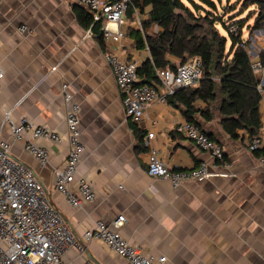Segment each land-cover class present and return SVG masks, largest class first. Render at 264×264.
I'll return each mask as SVG.
<instances>
[{"label":"crops","instance_id":"0c3cea01","mask_svg":"<svg viewBox=\"0 0 264 264\" xmlns=\"http://www.w3.org/2000/svg\"><path fill=\"white\" fill-rule=\"evenodd\" d=\"M75 4L78 0H0V69L4 73L0 121L3 109H11L13 118L26 116L62 136L59 143L38 140L49 152L48 162L42 165L23 149V141L11 140L4 127L1 136L10 142L13 158L34 170L52 205L77 237L83 238L95 221L109 222L123 214L122 235L146 254L165 255L164 264H264V165L247 149L250 136L238 130V137L231 138L222 127L217 101L208 104L196 99L191 122L222 145L231 171L220 168L178 188L149 176L144 144L148 132L153 133L151 146L174 167L187 169L210 161L206 152L175 131L177 123L189 121L187 109L178 100L153 103L138 123L123 109L104 52L114 51L139 65L149 58L147 49L136 48L135 32L142 30L150 8L127 13L126 39L117 45L99 40L90 28L82 27L72 9ZM248 9L241 18L251 13L253 21L259 9L255 4ZM260 24L253 35L243 38L254 49L264 40V18ZM20 26L27 27L25 33L18 31ZM159 30L151 24L146 32L154 35ZM254 74L260 81L262 121L264 69ZM63 83L69 85L72 100L81 105L80 137L85 151L79 173L96 192L95 200L81 208L70 206L54 186L53 170L65 163L68 147ZM83 244L84 254L70 248L64 259L83 264L91 256L101 264H130L101 241L83 240Z\"/></svg>","mask_w":264,"mask_h":264},{"label":"built area","instance_id":"2783aa9c","mask_svg":"<svg viewBox=\"0 0 264 264\" xmlns=\"http://www.w3.org/2000/svg\"><path fill=\"white\" fill-rule=\"evenodd\" d=\"M78 3L91 12L93 24L99 23L105 42L123 43L130 0H78ZM136 20L138 24L141 23L138 15ZM26 30V26L18 27L20 33ZM228 30L235 32L237 27L231 25ZM247 50L248 53L252 51L253 72L263 70L264 40L258 49L248 44ZM104 58L114 76L126 116L137 123L153 103H166L167 98L178 89L196 87L201 75L200 59L192 57L174 68H156L158 83L152 85L140 80L138 61L124 59L111 50L104 52ZM3 77L0 69V90ZM158 86L162 88L161 91ZM68 87L67 83L61 85V94L66 103L67 158L63 165L53 170L54 186L70 206L81 208L95 200L96 192L92 183L79 173L85 151L80 137L81 105L72 100ZM4 127L8 129L11 140L23 141V149L42 165L48 162L49 152L38 140L62 141V136L56 130L38 125L26 116L15 119L11 109H3L0 121V264H70L64 259V254L70 248L80 255L84 254L83 240L103 242L115 255L125 258L130 264L166 262L165 255L146 254L122 235L123 214L109 222L95 221L92 227L83 232V238L74 235L62 214L52 205L47 189L37 179L34 170L11 155L10 142L1 136ZM175 131L206 152L210 161H201L187 169L174 167L151 146L153 133L148 132L144 144L148 147L146 172L149 176L164 179L172 188H178L187 181L207 177L220 168L225 173L231 171V165L224 160L222 145L195 123L184 120L175 125ZM247 149L252 153L261 151L257 159L264 165V117L257 133L249 137ZM83 264L94 263L87 259Z\"/></svg>","mask_w":264,"mask_h":264},{"label":"trees","instance_id":"16d2710c","mask_svg":"<svg viewBox=\"0 0 264 264\" xmlns=\"http://www.w3.org/2000/svg\"><path fill=\"white\" fill-rule=\"evenodd\" d=\"M216 1L220 0H198V3L188 0L191 8L182 0H130L127 11L130 15L136 8L141 12L144 7L150 8L146 21L142 22V30L135 32L136 48L147 49L150 54L138 66V76L142 83L155 85L158 83L156 68H174L192 57H198L201 75L197 87L178 89L167 100L182 103L190 122L196 99L208 104L217 101L222 127L231 138L238 137V130L253 136L261 123V93L260 81L251 68V57L247 50L249 41L242 37L245 25L241 19L229 16L225 20L219 16ZM245 4L247 8L257 5L259 13L253 21V27H257L264 18V1L251 0ZM72 9L79 24L90 28L102 41L100 25L92 23L91 12L79 4ZM151 24L160 28L157 34L146 32ZM217 24L224 33L220 32ZM231 25L237 27L235 32L228 30ZM170 57L178 63L175 64ZM260 152L255 151L257 155Z\"/></svg>","mask_w":264,"mask_h":264},{"label":"rangeland","instance_id":"374dc122","mask_svg":"<svg viewBox=\"0 0 264 264\" xmlns=\"http://www.w3.org/2000/svg\"><path fill=\"white\" fill-rule=\"evenodd\" d=\"M182 1L186 5L191 7L190 4L188 3V0H182ZM195 1L198 3V0H195ZM213 1H215V0H213ZM247 1H251V0H220L219 2L216 1V8H217L216 13L219 16H223L225 20H227L229 16H232L234 19H241L243 21L245 28H247V29L244 28L242 30L243 31L242 32L243 38L246 35H248V36L253 35L255 30L261 28L260 22H259V25L257 27H253V25H254V22H253L254 20L252 21L253 14L250 13L249 16H247V18H241V17H244L246 15V13L249 11V9L246 7L247 4H245ZM225 13H227V14H225ZM249 22L251 23V25L247 24ZM246 25H248V26L246 27ZM217 27L219 28L221 33H224L223 30L220 28V25L217 24ZM263 37H264V35L261 36V39ZM255 38H256V36H255Z\"/></svg>","mask_w":264,"mask_h":264},{"label":"water","instance_id":"95a60500","mask_svg":"<svg viewBox=\"0 0 264 264\" xmlns=\"http://www.w3.org/2000/svg\"><path fill=\"white\" fill-rule=\"evenodd\" d=\"M88 257H89V259H90L91 261L94 262V264H101V263H98V261L94 260L91 256H88Z\"/></svg>","mask_w":264,"mask_h":264}]
</instances>
